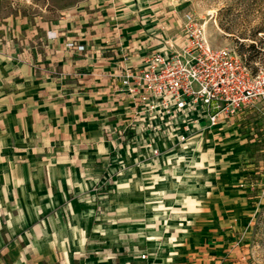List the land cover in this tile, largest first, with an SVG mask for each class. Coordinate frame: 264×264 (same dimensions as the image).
Segmentation results:
<instances>
[{
    "label": "crops",
    "instance_id": "0c3cea01",
    "mask_svg": "<svg viewBox=\"0 0 264 264\" xmlns=\"http://www.w3.org/2000/svg\"><path fill=\"white\" fill-rule=\"evenodd\" d=\"M164 28L150 0H0V264H217L235 249L245 194L223 180L200 187L202 202L192 196L198 187H178L163 165L188 151L183 158L200 160L201 134L182 149L155 137L165 154L153 156L114 77L160 48ZM155 162L158 170L138 172ZM140 174L160 177L143 187L162 201L178 191L186 201L160 200L158 214L145 205L148 214L126 220L142 232L116 229L104 216V189L136 187ZM214 187H228L219 207L231 211L204 217L199 206L216 212ZM216 218L233 224L225 236Z\"/></svg>",
    "mask_w": 264,
    "mask_h": 264
},
{
    "label": "rangeland",
    "instance_id": "374dc122",
    "mask_svg": "<svg viewBox=\"0 0 264 264\" xmlns=\"http://www.w3.org/2000/svg\"><path fill=\"white\" fill-rule=\"evenodd\" d=\"M67 1L73 6L80 0ZM150 1H153L156 11L166 22V28L159 32L162 37L169 35L184 37L185 14L190 13L193 21L203 26L205 37L211 45L235 46L252 65L254 61L264 63V0ZM54 2L56 5L62 4V0ZM55 14L57 15V12ZM200 134V144L196 150L200 151L201 159L196 160L194 153L192 158L195 161L189 162L190 156L183 158L189 151L182 152L183 154L179 156L181 162L177 163L178 161L173 159L163 165L170 171L168 177L172 178L178 187L188 185L198 187L192 196L202 202L206 194L200 187L211 184L216 186L223 180L239 187L245 194L240 212V215H244L232 228L235 234V249L227 251L226 248L222 252V261L217 264H264V118L257 110L250 109L214 127L206 128ZM157 165V162L150 165L145 163L139 165L137 169L140 173L142 170L145 171L144 167H151L155 171L158 170ZM207 168L210 170L209 173L205 171ZM176 175H179L178 178ZM150 178L151 183H158L160 179L158 175L146 177L140 174L136 177V187H127L128 189L123 190H118L117 187L104 189V216H111L109 221L114 228L142 232L143 224L130 223L126 220L139 216L140 212H146L143 207L149 203L151 214L163 213L153 212L154 209L163 207H155L161 200L158 194L143 187L144 183H149ZM227 189L228 187H214L209 192L208 199L210 204L215 205L216 212L210 208L201 209L199 206L201 215L222 216L230 212L228 207H219L222 205L221 200L224 199L223 191ZM182 194H184L182 191L176 192V197L170 204L167 203L170 199L161 201L166 202L167 208L179 206L186 201ZM202 202L200 203L203 204ZM184 209L186 208H182ZM128 213L130 215H127ZM204 217L200 218L199 222L206 223ZM204 223H199V226L206 225ZM232 225L218 223L216 218L215 231L218 236H225L226 228Z\"/></svg>",
    "mask_w": 264,
    "mask_h": 264
},
{
    "label": "built area",
    "instance_id": "2783aa9c",
    "mask_svg": "<svg viewBox=\"0 0 264 264\" xmlns=\"http://www.w3.org/2000/svg\"><path fill=\"white\" fill-rule=\"evenodd\" d=\"M193 20L186 13L184 37H161L160 48L114 74L153 156L165 154L155 137L182 149L204 129L250 109L264 118V63L252 65L235 46L211 45ZM66 45L84 50L74 41Z\"/></svg>",
    "mask_w": 264,
    "mask_h": 264
}]
</instances>
